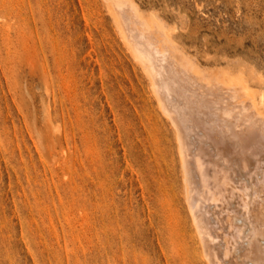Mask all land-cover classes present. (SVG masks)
<instances>
[{
    "label": "rangeland",
    "instance_id": "374dc122",
    "mask_svg": "<svg viewBox=\"0 0 264 264\" xmlns=\"http://www.w3.org/2000/svg\"><path fill=\"white\" fill-rule=\"evenodd\" d=\"M103 1L0 0V264H205L173 119ZM132 1L264 96V0ZM195 97L171 94L198 181Z\"/></svg>",
    "mask_w": 264,
    "mask_h": 264
},
{
    "label": "bare ground",
    "instance_id": "6f19581e",
    "mask_svg": "<svg viewBox=\"0 0 264 264\" xmlns=\"http://www.w3.org/2000/svg\"><path fill=\"white\" fill-rule=\"evenodd\" d=\"M107 1L120 26L122 43L139 62L143 75L148 76L150 97L172 117L177 130V143L186 164L183 172L188 173L182 175L188 181V204L198 232V238L194 233L199 258L205 264H264V96L254 91L242 74L203 69L198 59L184 56L185 48L177 44L172 30L157 14L141 15L140 7L132 0ZM171 94L187 103L188 97L196 96L201 106L198 114L203 121L199 129L203 133L197 134V157L192 158L198 168V181L189 166L191 140L181 120L174 119ZM158 109L156 113L160 114ZM213 118L225 119L228 134L221 138L213 135L214 128L205 125L214 122L209 120ZM229 132L235 139L232 145L228 143ZM206 140L211 141L210 147Z\"/></svg>",
    "mask_w": 264,
    "mask_h": 264
}]
</instances>
